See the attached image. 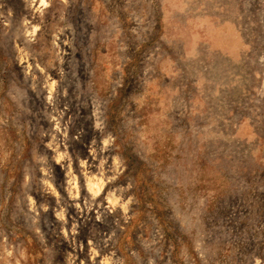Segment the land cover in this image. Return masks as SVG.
I'll return each instance as SVG.
<instances>
[{
	"label": "rangeland",
	"instance_id": "obj_1",
	"mask_svg": "<svg viewBox=\"0 0 264 264\" xmlns=\"http://www.w3.org/2000/svg\"><path fill=\"white\" fill-rule=\"evenodd\" d=\"M0 264H264V0H0Z\"/></svg>",
	"mask_w": 264,
	"mask_h": 264
}]
</instances>
